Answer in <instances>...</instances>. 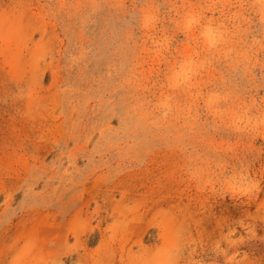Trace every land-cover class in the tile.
I'll list each match as a JSON object with an SVG mask.
<instances>
[{
  "label": "rangeland",
  "instance_id": "obj_1",
  "mask_svg": "<svg viewBox=\"0 0 264 264\" xmlns=\"http://www.w3.org/2000/svg\"><path fill=\"white\" fill-rule=\"evenodd\" d=\"M0 264H264V0H0Z\"/></svg>",
  "mask_w": 264,
  "mask_h": 264
}]
</instances>
